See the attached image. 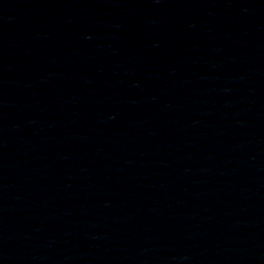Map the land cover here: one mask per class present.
<instances>
[{
	"label": "water",
	"instance_id": "water-1",
	"mask_svg": "<svg viewBox=\"0 0 264 264\" xmlns=\"http://www.w3.org/2000/svg\"><path fill=\"white\" fill-rule=\"evenodd\" d=\"M0 264H264V0H196L0 208Z\"/></svg>",
	"mask_w": 264,
	"mask_h": 264
}]
</instances>
